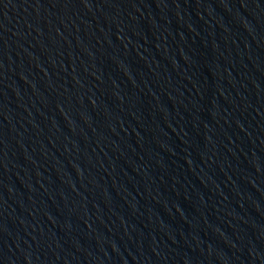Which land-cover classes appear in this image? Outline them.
<instances>
[{
    "label": "water",
    "instance_id": "water-1",
    "mask_svg": "<svg viewBox=\"0 0 264 264\" xmlns=\"http://www.w3.org/2000/svg\"><path fill=\"white\" fill-rule=\"evenodd\" d=\"M0 264H264V0H0Z\"/></svg>",
    "mask_w": 264,
    "mask_h": 264
}]
</instances>
